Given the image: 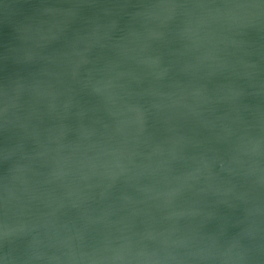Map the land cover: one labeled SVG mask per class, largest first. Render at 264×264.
<instances>
[{"label": "water", "instance_id": "1", "mask_svg": "<svg viewBox=\"0 0 264 264\" xmlns=\"http://www.w3.org/2000/svg\"><path fill=\"white\" fill-rule=\"evenodd\" d=\"M0 264H264V0H0Z\"/></svg>", "mask_w": 264, "mask_h": 264}]
</instances>
